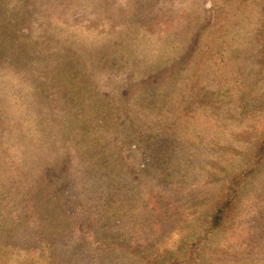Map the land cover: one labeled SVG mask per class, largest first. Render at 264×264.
<instances>
[{"label":"rangeland","instance_id":"rangeland-1","mask_svg":"<svg viewBox=\"0 0 264 264\" xmlns=\"http://www.w3.org/2000/svg\"><path fill=\"white\" fill-rule=\"evenodd\" d=\"M261 1L0 0V264L178 258L264 131ZM163 86L179 97L177 134L162 138L170 171L150 159L137 116L152 105L143 93ZM97 149L122 169L111 204L78 164ZM63 157L67 204L40 185ZM204 250L200 264H264V163Z\"/></svg>","mask_w":264,"mask_h":264},{"label":"trees","instance_id":"trees-1","mask_svg":"<svg viewBox=\"0 0 264 264\" xmlns=\"http://www.w3.org/2000/svg\"><path fill=\"white\" fill-rule=\"evenodd\" d=\"M261 4L264 15V0L261 1ZM222 21H224V17L219 14V22ZM127 27L131 28L128 24ZM165 28L164 31L153 30L148 32L146 36L151 38L157 33H162V31L163 34L173 36L175 29L169 26H166ZM221 39L222 38H218L216 41ZM213 62L217 65L215 58H213ZM233 88H236V86L234 85ZM154 90V92L150 90L143 93V96L146 99L152 101V105L148 112L144 110V113L137 116H140V122L147 124L146 126H148V129L146 130V133L148 136L146 139L148 141L153 140V148H156L158 151V153L150 159L157 160L159 162V167L166 168L170 171L174 167L175 156L171 154L164 159V154L161 152V149L166 147L168 143L163 141L162 138L166 137V140L170 142L172 140L168 139V136L173 137L175 133L177 134L178 126H176L175 123L178 121L180 114L176 104L179 97L177 95L172 96V90L166 89L165 86L161 89L154 88ZM229 92L230 91L226 92V95H228ZM11 111H17L16 107H13V109L11 108ZM19 124L20 123H18V126ZM160 126L165 128L161 129ZM167 126L171 129L170 134H164L160 138V134L158 136L157 132L160 133L167 131ZM29 135H32V133L30 132ZM255 145V148L250 150L243 163L227 175L222 183L223 185L217 189L216 194L208 203L204 216L199 217L196 224L190 227V232L183 237L184 241L179 248L178 258L174 262L163 263L200 264L202 256L204 255V249L213 242L218 231H220L235 210L238 199L243 193L246 183L256 174L264 163V131L261 140ZM99 150L100 149H97L94 153L92 152L93 155L90 160L88 159V156L82 157L81 160H78V164L84 168V172L86 171L84 173L85 176L83 177L86 178L85 182L87 184L90 179L86 177V174L89 170L96 172L99 179H96V181L98 180L100 182L99 186H97L98 200H105V204H111V200H121L118 199L119 197L115 198V196L122 190V183H120L117 178V175L122 169H120V167H115L112 164L109 154L104 149L101 152ZM146 150L148 151L147 148ZM69 165H71L69 158L63 157L60 160L58 163V167L60 168L58 172L61 174H59V177L56 180L55 177L49 175L51 173L50 166H47V169H40V172L44 173V179L40 182L41 187L46 190L49 188L52 189L53 196L61 194L60 200H65L64 204L68 203L67 200L75 198L69 192V182L63 178V174L67 171ZM58 184L59 186L56 188ZM48 195H50V191L48 192Z\"/></svg>","mask_w":264,"mask_h":264}]
</instances>
